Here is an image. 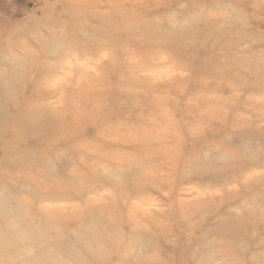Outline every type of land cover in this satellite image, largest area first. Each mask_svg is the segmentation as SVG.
<instances>
[{
	"label": "rangeland",
	"instance_id": "1",
	"mask_svg": "<svg viewBox=\"0 0 264 264\" xmlns=\"http://www.w3.org/2000/svg\"><path fill=\"white\" fill-rule=\"evenodd\" d=\"M0 264H264V0H0Z\"/></svg>",
	"mask_w": 264,
	"mask_h": 264
}]
</instances>
